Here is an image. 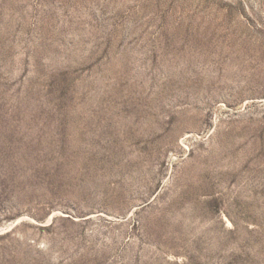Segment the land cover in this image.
Returning a JSON list of instances; mask_svg holds the SVG:
<instances>
[{
  "label": "rangeland",
  "instance_id": "rangeland-1",
  "mask_svg": "<svg viewBox=\"0 0 264 264\" xmlns=\"http://www.w3.org/2000/svg\"><path fill=\"white\" fill-rule=\"evenodd\" d=\"M0 264H264V0H0Z\"/></svg>",
  "mask_w": 264,
  "mask_h": 264
}]
</instances>
